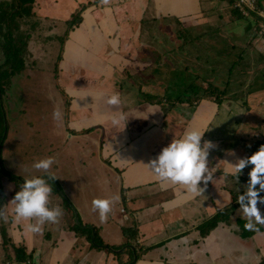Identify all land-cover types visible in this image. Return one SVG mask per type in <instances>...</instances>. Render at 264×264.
I'll return each mask as SVG.
<instances>
[{
	"label": "crops",
	"instance_id": "obj_1",
	"mask_svg": "<svg viewBox=\"0 0 264 264\" xmlns=\"http://www.w3.org/2000/svg\"><path fill=\"white\" fill-rule=\"evenodd\" d=\"M233 2L34 0L32 13L47 23L51 44L28 46L37 63L30 68L23 57L18 76L42 78L47 86L52 76L63 94V155L72 171L54 176L49 204L62 215L39 233L26 227L34 220L13 219L10 200L20 184L6 175L0 264L28 258L32 264H264V223L246 216L241 200L251 165L234 171L237 158L264 147V31L255 12L243 15ZM78 11L80 20L71 22ZM182 72L188 80L179 92L169 85L177 87ZM192 75L200 79L192 83ZM114 93L118 105L106 102ZM121 111L129 116L122 130L112 125ZM27 114L28 134L41 130ZM48 116L45 109L39 122L52 134ZM188 126L218 144L210 153L212 177L198 195L157 178L147 165ZM14 154L16 168L10 162L7 168L22 178ZM94 198H114L103 222ZM257 209L264 218V204L258 201ZM249 222L253 228L246 229Z\"/></svg>",
	"mask_w": 264,
	"mask_h": 264
},
{
	"label": "clouds",
	"instance_id": "obj_2",
	"mask_svg": "<svg viewBox=\"0 0 264 264\" xmlns=\"http://www.w3.org/2000/svg\"><path fill=\"white\" fill-rule=\"evenodd\" d=\"M106 102L110 105H118L121 101L119 95L114 93L107 98ZM56 114L53 113L54 116ZM128 117L127 113L118 112L112 117V125L122 130ZM204 133L199 128L188 126L179 136L172 137L147 163L154 176L173 184L183 185L190 193L198 195L203 190L201 184L212 177V169L209 165L210 153L218 148L217 142L206 138ZM237 160L234 168L236 172L246 165H251V171L248 173V188L241 196L244 213L246 216H255L257 222L264 223V218L257 209L258 201L264 204L262 199L264 196L259 195L264 192V147L257 148L251 155L246 158H237ZM53 162V156L35 160L32 168L41 170L40 173L23 179L10 200L13 204V219L15 221L34 220V223L30 222L26 226L33 233H39L43 224L54 223L62 215V210L58 206L49 204L52 182L55 179L49 171ZM112 199L114 198L92 200L93 208L98 210L101 222L107 218ZM245 228H253L252 223L245 224ZM247 254V249H240L241 260H244Z\"/></svg>",
	"mask_w": 264,
	"mask_h": 264
},
{
	"label": "rangeland",
	"instance_id": "obj_3",
	"mask_svg": "<svg viewBox=\"0 0 264 264\" xmlns=\"http://www.w3.org/2000/svg\"><path fill=\"white\" fill-rule=\"evenodd\" d=\"M25 7L27 8L29 7L28 2L27 3L22 2L20 4V0H0V73L1 72L8 73L10 71V64L9 63L6 64L5 62L7 60L6 54L9 53L14 46L17 47L19 45L24 47V53H22L23 54L22 56L25 57L26 64L28 61V67L34 68V65L37 63L35 59L36 56L33 54V52L28 50V46H31V44H33L34 41L40 43V42H44V40L47 44H51L49 40L48 41L46 40L47 23L45 26V22L42 19L26 14L23 10V8ZM6 10H8V13H6ZM34 22H36V26ZM199 39H200L199 41L202 40V38ZM57 45L58 42L55 41L54 46L57 47ZM10 46H11V50H10ZM201 46L202 45L199 44L194 45V50H200L203 53L204 50L202 49ZM46 50L48 51V48H46ZM200 51L199 53L202 54ZM194 66L195 63L192 62V68ZM50 73L52 74V72ZM43 75L44 74H42V76ZM16 77L17 79L19 78V76H13L11 74V75H5L3 78H1L3 89H5V92H7V93H3L4 104H6L7 106L10 104L11 111H14L15 109L14 107H16L15 110L18 111L19 106L23 103L25 109L19 110L20 115H18L15 118H20V116L23 117L25 113H30V115L33 118V126L38 124L40 127H42V129L35 132L34 129L31 128L29 134L30 139L27 140V143H24V141H19V142L16 141V140H20L21 138V137H17L16 133L14 135V138L6 143L5 148L10 153H11V149H13V147H15V145L18 143L16 145V150L18 155L17 160L19 164H17L16 172L23 175L22 178L19 176H14L13 174L7 177L10 180L13 181L15 180L16 184H21L23 179L29 176L27 174L28 171L31 172L38 171L40 173L41 170L32 168V164L35 160L44 158L46 156H53L54 162L51 168L49 169V171L52 173L53 176L57 175L58 178H61V176L62 175L64 176L65 173L68 174L69 171H72L71 166L69 167V161H66L63 155V152L68 151V150L66 151L63 148L64 142L66 141L64 140L65 130L63 128L62 119H61V114L63 116V114L65 113V104H64V99L62 97L63 94L59 92V90L56 88L54 81H52L53 80L52 76L47 77L45 79L46 82L49 83V86H47L45 83H42V78L35 79L33 77H30L29 80H27L26 77H24V79L20 80L19 83H17ZM198 79L200 78L193 77L190 78V81L194 83V80L197 81ZM171 80H173V78L169 79V81ZM175 80L177 82V87L173 86V84H170L169 86L179 90V92H183V88L185 87L184 84L186 83L185 81L188 80L187 78L185 79V72H182L179 75V78ZM172 90L173 89L170 88V91ZM168 93L170 92L168 91ZM10 106L8 108H10ZM45 109H47L49 113L48 116L49 121L47 120V122L48 123L50 122L51 126H53L52 134L48 132L50 131V129L44 126L46 122H42V123L39 122L45 119V118L40 119V114L44 113ZM54 112L57 113L55 116L53 115ZM26 116H28V114ZM34 118L37 119L34 120ZM24 121L27 120L25 119ZM13 122L16 123V120L14 119ZM14 128H15V124H13V129ZM26 129H24V131H26ZM36 138L37 141L34 143V140ZM49 138L52 139L51 142L53 145L51 148L50 146H46V142H48ZM70 142L71 141H69L68 144H71ZM35 145L37 147L36 149H35ZM72 147L73 146L71 147L68 146L70 153L74 152L73 150H76V148H72ZM25 149H28V151H25ZM35 152L39 154L37 158L32 156V154H35ZM14 156L16 155L14 154ZM12 157L13 155H10L11 160L8 161V163L10 162L12 166L16 168V162L14 165L12 162L16 158L12 159ZM4 164L5 166L7 165L6 161H4ZM59 164L62 165L63 169H60ZM71 177L73 178V181L76 182L77 177L75 173H73ZM2 179L0 180L1 181L0 187L4 188L5 190V187H7V185H2ZM59 183L60 185H62L61 181ZM2 188H0V194ZM5 194L7 195V191L5 192Z\"/></svg>",
	"mask_w": 264,
	"mask_h": 264
},
{
	"label": "flooded vegetation",
	"instance_id": "obj_4",
	"mask_svg": "<svg viewBox=\"0 0 264 264\" xmlns=\"http://www.w3.org/2000/svg\"><path fill=\"white\" fill-rule=\"evenodd\" d=\"M29 7L27 12H25L26 14L30 15V16H34V14L32 13L33 11V3L28 2ZM23 51H24V47H23ZM6 62V61H5ZM7 64V62H6ZM24 66L20 69L17 70L16 72H13L11 67H10V71L7 72H1L0 73V180L2 179V185H5V177L4 176H9L11 174H13L14 176H19L13 172H11V170H9L7 167V165L5 166L4 161H6V163L8 161H10V155L14 156V151H16V144L15 147H13L14 151H12L11 149V153L7 151V149L5 148V145L7 142H9L10 140H12L14 138L15 133L17 134V137H21V132L26 133V137L24 138H20V140H16V141H24V143H27V140L29 139V129L30 126L29 124H27L26 121H24L25 119L28 121V116L27 113L23 115V117L20 116V118H15L17 117L19 114V110H23L24 104L22 103L19 106V110L16 111V107H14V111H11V106L10 104L7 106L6 104H4L3 101V93H7L5 92V89H3L2 83H1V78H3L5 75H13V76H18L20 72H22ZM10 73V74H9ZM21 77V76H20ZM17 79V77H16ZM21 79L18 78L16 81L17 83H19ZM25 100V99H24ZM25 102V101H24ZM10 106V108H8ZM10 109V110H9ZM22 113V111H21ZM22 115V114H21ZM14 119L16 120V123H14ZM13 122V123H12ZM13 124H15V128L13 129ZM27 128V129H26ZM24 129H26V131H24ZM15 141V142H16ZM14 159V158H12ZM14 161V160H13ZM15 164V163H13ZM20 177V176H19ZM1 183V181H0ZM2 188V187H0Z\"/></svg>",
	"mask_w": 264,
	"mask_h": 264
},
{
	"label": "built area",
	"instance_id": "obj_5",
	"mask_svg": "<svg viewBox=\"0 0 264 264\" xmlns=\"http://www.w3.org/2000/svg\"><path fill=\"white\" fill-rule=\"evenodd\" d=\"M233 5L237 7L243 15L249 16L252 12L260 18V25L264 31V6H260L258 0H233ZM124 210V209H122ZM11 260H8L2 264H12ZM18 264H32V259H25L22 261H16Z\"/></svg>",
	"mask_w": 264,
	"mask_h": 264
},
{
	"label": "trees",
	"instance_id": "obj_6",
	"mask_svg": "<svg viewBox=\"0 0 264 264\" xmlns=\"http://www.w3.org/2000/svg\"><path fill=\"white\" fill-rule=\"evenodd\" d=\"M22 2H30L33 3L34 0H20V4ZM14 6V5H13ZM24 12H27L28 8L25 7L23 8ZM6 13H8V10H6ZM80 20V11H78L74 16L73 19L71 20V22H76ZM12 43V41H11ZM10 50H11V46H10ZM22 52H23V46H14L13 49L6 54V62L10 64V67L12 69L13 72H16L17 70H20L24 64H25V60L22 56ZM56 178L53 180V183H55Z\"/></svg>",
	"mask_w": 264,
	"mask_h": 264
},
{
	"label": "water",
	"instance_id": "obj_7",
	"mask_svg": "<svg viewBox=\"0 0 264 264\" xmlns=\"http://www.w3.org/2000/svg\"><path fill=\"white\" fill-rule=\"evenodd\" d=\"M108 247V246H107ZM136 259V256L134 257Z\"/></svg>",
	"mask_w": 264,
	"mask_h": 264
}]
</instances>
